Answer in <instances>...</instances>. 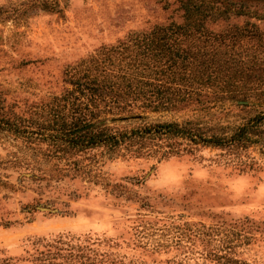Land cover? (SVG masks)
Here are the masks:
<instances>
[{"label":"rangeland","instance_id":"374dc122","mask_svg":"<svg viewBox=\"0 0 264 264\" xmlns=\"http://www.w3.org/2000/svg\"><path fill=\"white\" fill-rule=\"evenodd\" d=\"M251 21L263 70L244 71L253 99L236 102L255 106L224 101L221 123L264 111V19ZM172 22L178 0H0V264H264V141L148 156L53 137L80 116L77 84L97 49ZM126 118L107 122L137 124Z\"/></svg>","mask_w":264,"mask_h":264},{"label":"trees","instance_id":"16d2710c","mask_svg":"<svg viewBox=\"0 0 264 264\" xmlns=\"http://www.w3.org/2000/svg\"><path fill=\"white\" fill-rule=\"evenodd\" d=\"M178 1L182 23L135 32L114 47H100L87 60L80 83H75L80 88L75 97L80 98V116L63 123L55 140L148 156L208 146L233 150L264 141V111L244 123L230 124L220 122L230 110H214L224 101L255 106L236 101L253 99L252 87L242 82L244 71L251 78L255 71L259 79L257 72L263 70L257 65L260 34L251 19H264V0ZM239 16L248 20L243 25L227 22L218 30L209 27ZM186 109L202 115L182 122L146 121L147 112ZM129 116L138 118L125 122L137 124L107 122ZM87 124L91 125L77 130Z\"/></svg>","mask_w":264,"mask_h":264},{"label":"water","instance_id":"95a60500","mask_svg":"<svg viewBox=\"0 0 264 264\" xmlns=\"http://www.w3.org/2000/svg\"><path fill=\"white\" fill-rule=\"evenodd\" d=\"M125 119H127V118H126V117H121V118H119V120H125ZM90 125H91V124H87V125L81 126V127H79L77 130H83V129L89 127Z\"/></svg>","mask_w":264,"mask_h":264}]
</instances>
